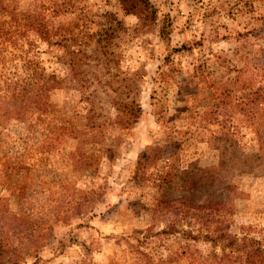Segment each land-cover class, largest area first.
I'll return each instance as SVG.
<instances>
[{"label": "rangeland", "instance_id": "374dc122", "mask_svg": "<svg viewBox=\"0 0 264 264\" xmlns=\"http://www.w3.org/2000/svg\"><path fill=\"white\" fill-rule=\"evenodd\" d=\"M149 1L157 12L152 22L125 13L118 0H0L18 13L61 8L59 22L81 30L107 11L122 23L114 36L118 63H109L97 84L96 123L103 124L97 143L56 129L63 122L79 129L86 121L89 105L70 86L52 94L49 112L0 123V264H188L187 250L220 256L218 245L178 235L150 237L144 245L136 240L165 226L151 219L153 198L168 192L155 186L159 174L192 164L213 173L207 185L218 199V185L226 183L231 233L264 227V147L257 134L264 137V100L252 94L264 85V0ZM9 20L0 15V24ZM39 46L43 66L65 77L66 65L45 43ZM167 55L172 64L160 80ZM124 78L133 79L129 95L142 108L127 128L116 123L112 103L128 91ZM218 97L223 104L216 110ZM221 124L235 146L225 142L229 135L209 140ZM153 146L161 153L150 169L157 180L135 183L137 155Z\"/></svg>", "mask_w": 264, "mask_h": 264}, {"label": "trees", "instance_id": "16d2710c", "mask_svg": "<svg viewBox=\"0 0 264 264\" xmlns=\"http://www.w3.org/2000/svg\"><path fill=\"white\" fill-rule=\"evenodd\" d=\"M118 3L125 13L138 14L143 22L157 19L156 9L149 0H118ZM61 11V8L51 7L44 10L36 6L24 13H18L0 4V15L7 14L10 17L9 21L0 24V123H5L6 117L22 120L27 112L35 115L49 112L52 94L70 86L78 90L81 99L89 105L86 121L79 129L64 122L56 129L61 130L62 134L67 133L66 136L79 137L81 142L97 143L103 128V124L96 123V110L101 108V105L96 104L99 95L97 84L103 82L102 70L109 63H118L114 36L122 28V23L112 12L107 11L96 14L98 18L93 21L94 25H87L81 30L80 24L72 27L59 22ZM75 28L79 29L78 33L74 31ZM167 32L168 25L163 22L159 28V36L165 38ZM40 43L46 44V52L53 53L52 56L57 62L66 65L68 72L65 77L43 66L39 56ZM9 46H13V50ZM7 61L12 62L10 67L6 64ZM171 64L170 55H167L159 67L160 80L165 78L164 68ZM122 81H128L125 85L128 91L112 103L117 111L116 123L127 128L136 123L142 114V108L129 95L133 79L124 78ZM105 83L109 86L107 81ZM261 89H264V85L252 92L255 102L264 100ZM214 93L215 97L219 94ZM218 98L216 110L223 104L221 98ZM255 113L252 112L250 117L255 116ZM221 123L224 122L221 120ZM224 128L225 125L221 124L220 131H213L209 140H220L219 133L223 136L229 135L225 142H234L235 146L236 139ZM257 134L259 146L263 148L264 137L258 129ZM160 156V150L155 146L142 150L137 155L131 180L139 183L153 177L152 181L156 182L157 178L150 169L156 168ZM212 176V172H206L194 164L182 171L170 168L164 174L160 173L155 186L161 191L168 189V192H164L167 197L155 195L153 198L151 219H162L165 226L155 233L147 230V234L142 235L143 238H136L137 242L144 245L150 237L178 235L194 242L218 245L223 250L220 256L213 253L203 256L187 250L188 264H264V227L253 229L251 233L241 236L231 233L229 224L233 207L230 196L226 193L228 188L225 182L218 185V199L210 189L212 182L207 185ZM172 191L184 194L173 196ZM183 224H186V228H183ZM133 250L137 252L136 259L142 260L143 252H139L136 247ZM180 255L182 251L174 253V257L178 258ZM156 264H163V260Z\"/></svg>", "mask_w": 264, "mask_h": 264}]
</instances>
